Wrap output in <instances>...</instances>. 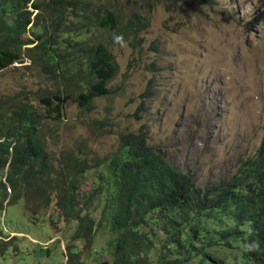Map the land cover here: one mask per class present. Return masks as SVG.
<instances>
[{"label": "rangeland", "instance_id": "obj_1", "mask_svg": "<svg viewBox=\"0 0 264 264\" xmlns=\"http://www.w3.org/2000/svg\"><path fill=\"white\" fill-rule=\"evenodd\" d=\"M95 2L126 15L131 11L145 15L141 0L133 5L124 0ZM94 31L81 37L109 43L107 34ZM140 35L143 42L133 50L119 41L107 44L117 64L107 86L116 94L95 98L91 111L72 101L74 88L65 94L23 54L0 70V105L26 98L43 112L46 105L39 97L59 90L61 114L57 117L56 112H49L39 128L53 171L62 168L67 155L93 168L96 160L117 153L120 133L134 132L143 125L147 143L200 187L227 180L239 162L255 151L261 136L264 0H159L153 3L149 24ZM148 80L153 96L145 100L144 112L136 120L131 114ZM102 167L81 177L80 194L89 192L96 183L95 171ZM3 173L5 169L0 178ZM44 195L47 204L36 191L24 200L20 197L0 204V264H93L102 260L112 264L114 233L100 220L103 197L87 205L94 224L84 240L72 238L77 221L63 219L53 192L47 190ZM69 249L76 252L71 258L66 256Z\"/></svg>", "mask_w": 264, "mask_h": 264}, {"label": "trees", "instance_id": "obj_2", "mask_svg": "<svg viewBox=\"0 0 264 264\" xmlns=\"http://www.w3.org/2000/svg\"><path fill=\"white\" fill-rule=\"evenodd\" d=\"M157 1L141 0L145 15H126L95 0H0V70L23 54L65 94L74 88L72 101L89 112L95 98L116 94L107 86L117 71L107 44L139 48ZM90 29L107 34L109 43L81 37ZM151 84L138 95L131 114L136 120L153 96ZM39 100L46 105L43 112L26 98L0 105V204L24 200L33 191L47 204L49 190L63 219L77 221L72 238L87 240L94 224L87 205L103 197L100 220L114 233L112 264H264V121L255 151L234 174L200 187L147 143L143 125L120 133L117 153L96 160L93 168L67 155L53 171L39 128L49 112L59 117L62 97L58 90ZM102 165L93 176L96 183L80 194L81 177ZM71 251L69 258L76 254Z\"/></svg>", "mask_w": 264, "mask_h": 264}]
</instances>
